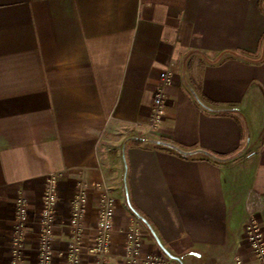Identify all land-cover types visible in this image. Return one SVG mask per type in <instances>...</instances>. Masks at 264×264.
I'll return each mask as SVG.
<instances>
[{
    "label": "crops",
    "instance_id": "crops-1",
    "mask_svg": "<svg viewBox=\"0 0 264 264\" xmlns=\"http://www.w3.org/2000/svg\"><path fill=\"white\" fill-rule=\"evenodd\" d=\"M162 72L173 83L152 128ZM159 140L201 153L181 158ZM55 172L54 264H66L82 191L88 264L98 184L116 200L113 264L133 221L167 264H257L244 226L264 232V0H0V264L18 197L32 219L23 264H36L35 216Z\"/></svg>",
    "mask_w": 264,
    "mask_h": 264
},
{
    "label": "built area",
    "instance_id": "built-area-1",
    "mask_svg": "<svg viewBox=\"0 0 264 264\" xmlns=\"http://www.w3.org/2000/svg\"><path fill=\"white\" fill-rule=\"evenodd\" d=\"M173 83V75L162 72L154 90L150 126L156 128L164 115V96L166 89ZM62 174L59 172L48 174L45 178L44 205L35 216L38 233L35 246L36 264H54L52 253L53 231L59 220L58 212V186ZM96 187L100 190L97 204V219L95 235L88 242L86 254L88 264H113L110 259L117 249L113 236L116 222V200L110 188L103 184ZM87 194L79 193L70 202V212L67 221V234L71 239L66 254V264H82L85 255L81 242L85 239L87 226L85 224ZM31 216L27 202L23 197H18L15 202L14 225L10 238L9 264H23L25 260L24 245ZM123 250L122 256L115 264H167V257L161 250L147 251L144 248L145 230L140 221H133L122 231ZM245 239L257 264H264V232L257 220L251 218L244 226ZM235 264H242L240 258L235 259Z\"/></svg>",
    "mask_w": 264,
    "mask_h": 264
},
{
    "label": "trees",
    "instance_id": "trees-1",
    "mask_svg": "<svg viewBox=\"0 0 264 264\" xmlns=\"http://www.w3.org/2000/svg\"><path fill=\"white\" fill-rule=\"evenodd\" d=\"M150 143H151V146L155 149L166 151L168 153L174 154L181 158H187L189 155L193 153H198V152L201 153L198 150L193 151V150L184 148L180 145H177L175 143L169 142L167 140L150 141ZM202 153L208 158L215 159V156H213L212 154L205 153V152H202Z\"/></svg>",
    "mask_w": 264,
    "mask_h": 264
},
{
    "label": "rangeland",
    "instance_id": "rangeland-1",
    "mask_svg": "<svg viewBox=\"0 0 264 264\" xmlns=\"http://www.w3.org/2000/svg\"><path fill=\"white\" fill-rule=\"evenodd\" d=\"M244 153H245V151L243 150V151L239 152V155H243Z\"/></svg>",
    "mask_w": 264,
    "mask_h": 264
}]
</instances>
